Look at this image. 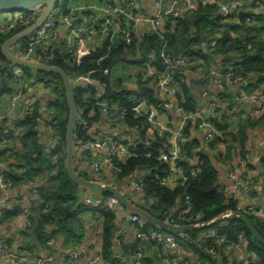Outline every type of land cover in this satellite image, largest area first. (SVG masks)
I'll return each instance as SVG.
<instances>
[{"label": "trees", "instance_id": "trees-1", "mask_svg": "<svg viewBox=\"0 0 264 264\" xmlns=\"http://www.w3.org/2000/svg\"><path fill=\"white\" fill-rule=\"evenodd\" d=\"M110 0H65L61 11L64 15L69 14L73 6H85L82 10L83 15L89 21L91 12L90 6H105ZM134 1V0H133ZM241 1V11L247 16L243 20L229 19L224 21L215 5L198 7L186 13H181L180 17L171 25L170 18L163 19L161 29L152 35L140 37L132 34L129 43L119 40L117 44L111 43L106 39L98 48L92 49L89 53L79 59H72L71 49L65 50L61 45L55 49L47 50L50 56L46 65L62 70L70 79L72 84V93L74 104L79 118L86 120L91 127L101 119L100 108L97 106L95 87L80 89L73 85L76 77L86 76L91 72L107 70L114 62L126 61L132 73L135 69H143V65L153 58L154 68L159 73H169L162 66L161 55L169 60L179 57H186L191 62H202L206 65L219 60L223 73H227V68L232 69V77H240L247 83L249 78L254 79V86L262 87L264 93V16L256 15L253 12L246 11V4L259 6L256 2L247 0ZM164 2V0H163ZM137 12V11H136ZM250 19L248 23L246 20ZM5 21V19H0ZM32 24V22H31ZM94 26L92 21H89ZM95 27V26H94ZM26 27L18 24L16 28L5 35H0V98L4 95H15L21 92L20 84L15 83V79H21L23 83L33 86L41 82V77H49L55 81V85L49 87L54 95L53 100L47 106V113L50 117L46 120V126H50V131L57 140L54 145H44L40 140L38 133V122L36 118H42L41 115L34 113L28 115L23 120L14 123L15 129L10 128L8 120L0 121V164L12 160L10 168L5 169L4 181L10 185V188L18 187L22 184L37 185L36 189L40 195V203L37 206L33 204L31 209L33 218L30 219L31 228L28 229L29 235H33L38 242L45 241L54 235H60L65 238L69 244H78L81 240L78 231V218L82 211H94L99 213L102 218V264H124L117 260L115 249L121 246V239L114 241L113 233L115 231V212L84 208L80 204V188L71 182L65 170V135L69 117V108L63 87L62 80L55 74L34 71L25 67H18L6 60L1 54L2 45L12 36L22 32ZM219 36L217 39L216 37ZM28 38L20 43L27 44ZM212 41H216L214 47H211ZM190 71L196 68H188ZM19 70V74H16ZM198 71V70H197ZM139 77L137 96L144 99L148 107L160 106L157 95L153 89L148 88L146 84L149 80ZM180 81H175V97L184 112V114H194L198 112V103L193 100L190 87L183 80L182 72L176 73ZM104 86V96L102 101L109 105H119L126 110L124 126L137 131L138 141L136 142L137 151L133 156L120 160L116 163L120 172L114 174L116 181L126 180L133 177L138 171L145 172V175L137 180L141 186L143 195L141 201L136 205L139 209L146 212L155 220L171 223L180 226H189L186 222L190 218H196L192 224H207L222 214L236 212V204L232 199L224 196L223 189L218 184L217 172L213 167L210 157L202 152L194 155V152L200 149L197 142L187 140L181 141V160L177 167L183 173L188 174L194 167H189L188 160L196 157V165L199 172L194 178H189L183 184L174 188H169L163 183L168 178L170 171L168 166L161 160L159 155L168 157L170 148V138L167 134L159 136L157 130L152 136L147 135V126L142 119L134 118L133 108L135 103L130 100L132 90L124 88L121 81L114 80L110 83L101 82ZM248 89L250 88L247 85ZM185 103H182V100ZM223 114V113H222ZM228 121L225 126H219L216 121L212 124L221 132L220 137L215 138L210 143H205V149L214 150L218 144L223 143L226 146V158L228 161L236 156L237 150L240 154H246L247 133L239 129L234 133L230 131V117L223 114ZM258 122L264 125V115ZM43 121V120H42ZM38 125V126H37ZM192 125L189 122L188 127ZM88 128L84 129L76 125L74 130V143L88 138ZM184 138V137H183ZM182 138V139H183ZM19 143V147L16 143ZM204 149V150H205ZM242 155V157H244ZM219 155L216 156V160ZM249 167V166H248ZM238 164L233 165L232 170H236ZM83 178H86L83 176ZM81 196V197H80ZM185 197H188V205ZM38 200V199H37ZM189 207L190 210L184 215L186 220H180L179 215ZM254 225L259 234L264 238V225L256 218L246 216ZM48 227H53L52 232H47ZM145 230H156L145 224ZM216 231V238H209L203 243L201 237L197 234L202 231H193L182 235L183 239L195 250L199 261L197 264H242L232 257L231 246H239L240 240H246L245 250L248 256L249 264H264V249L251 239L245 227L236 221H225L210 228ZM225 238V244L219 245L218 238ZM178 243L184 240L175 237ZM148 245H156L150 243ZM191 248V249H192ZM145 250L144 244L135 241L131 251V256H136L137 252ZM123 251V249H122ZM144 262L154 263L147 258L144 251ZM219 255V256H217Z\"/></svg>", "mask_w": 264, "mask_h": 264}, {"label": "built area", "instance_id": "built-area-1", "mask_svg": "<svg viewBox=\"0 0 264 264\" xmlns=\"http://www.w3.org/2000/svg\"><path fill=\"white\" fill-rule=\"evenodd\" d=\"M65 0H58L55 8L48 16V18L42 23V25L36 29L31 35L27 38V44L17 43L18 45V54L20 58L27 59L31 62H36L46 65L49 61L50 56L47 53V50L55 49L56 46L63 47L65 50L71 49L73 53L70 55L72 59H79L85 57L89 51L84 47L85 37H97L99 36L103 39V42L108 39L111 43L117 44L119 40H123L126 43L130 42L131 35L137 34L140 37L145 35H152L154 32L161 29L163 25L164 18H170V24L174 25L175 20L180 17L182 11L176 10L171 11L166 8L163 0L154 1V15L153 18L149 21L150 30L142 31L139 29V15L136 12V4L133 0H110L106 3L105 6H90L88 7L89 12H91L90 20L92 23L98 22V26H91L88 24L86 27L81 26L80 21H77V17L80 15L82 10L85 9V6H77L74 9H71L69 14L64 15L61 11ZM252 2V0H247V3ZM256 4H259V1H253ZM207 5H215L218 8V12L221 15V18L226 21L229 19H239L240 13H242L241 1L240 0H229L226 3L217 2L213 0H197L196 6L191 8L194 10L200 6L205 7ZM41 9H37L31 12H12L9 13L8 19L5 21H0V35L8 34L13 31L18 24H21L23 27H30L38 18ZM89 20V21H90ZM248 23L250 19L246 20ZM32 22V24H31ZM25 28V29H26ZM64 28L70 29V34L72 36V46L69 47L66 43L61 42L60 32ZM217 39L219 36L216 37ZM216 41H212L211 47H214ZM162 66L165 68V71H171L169 73H159L154 68L153 58L148 60L144 65V70L135 69L131 75L132 90L134 93L130 94L129 98L135 103L133 108L134 118L142 119L147 126V135L152 136L154 132L158 129V122L152 112L151 108L148 107L144 99H140L136 92L139 85V77L143 75L142 79L149 80L150 84L155 87V92L157 98L160 102V106L163 108H168L169 106L175 105L179 111L183 113V119L180 125L174 129H166V134L169 136L170 148L168 150V157L166 155L160 154L159 160L163 161L169 168L170 176L178 175V185L183 184L189 178H194L199 172L197 166H194L188 174L182 172L181 169L177 167V163L181 160V141L184 134V129L189 122L195 123L197 128L203 132V140L205 143H210L215 138L220 137L221 132L212 124V121H216V124L219 126H225L228 124L226 119L223 117L222 112L218 108V102L225 91L226 82L231 84H239L240 89L234 96V102L236 104H249L256 103L258 104L257 114L262 117L264 115V93L262 87L255 89H248L247 84L240 77H232V69L227 68V73H223L222 69L218 67H213L212 65H206L202 62H191L186 57H179L173 60H169L163 55ZM185 68H196L197 73L202 81H210L213 86H215L219 91L218 96H212L209 98L208 102V113L206 116L202 115L200 112L194 114H184L182 108L179 105L175 94V81H180L179 76H174L178 72H183ZM108 70V69H107ZM107 70L102 72L106 73ZM92 73V72H91ZM90 73V74H91ZM89 75V74H88ZM88 75L76 77L77 87L80 89H87L89 87H95L97 93L95 99L97 101V106L100 108L101 120L105 122L108 126L112 128L121 127L124 125L126 110L119 105H109L107 102L102 101L104 96V86L99 80H91ZM41 82L39 84L45 86V84L53 87L55 81L49 77H41ZM15 83L20 84L21 92L18 94L10 96V108L13 110L18 103L19 97L27 93L31 86L23 83L22 80L15 79ZM37 84V83H35ZM34 84V85H35ZM185 103L183 99L181 101ZM37 113L42 116V108L34 106L29 109L28 114ZM50 118V117H49ZM36 121L40 125L43 123L42 118H36ZM77 126L84 129H90L89 124L86 120L79 118L77 119ZM50 129V126H46ZM11 129H15L14 123L10 124ZM138 141V136L135 135L132 140L127 138L124 135H115V136H104L96 135L93 138H87L86 140L80 141V148L83 151L82 160L85 163H88L90 166V173L93 176L99 175L101 171L105 168L111 170L114 174L120 172L116 163L120 160L129 158L134 155L137 151L136 142ZM100 151L103 156L98 159L92 157L90 159V152ZM94 155V154H93ZM248 166H249V157L244 155L238 161V168L236 170L230 169L228 171V178L231 179L235 187L244 186L248 180ZM6 170L0 164V194L6 193L10 185L4 181ZM238 175V176H237ZM168 177V178H169ZM168 178L163 180L164 184H167ZM32 185L34 188L29 194H27L26 201L30 204H35L39 198V193L36 189L37 185ZM131 187L133 191L142 196V188L137 183V180L131 182ZM224 191V190H223ZM225 198L229 199L224 191ZM186 203L188 205V197H185ZM81 206L84 208L92 209H103L111 212H116L115 207L118 205V201L114 196L111 195H100V196H82L80 200ZM0 210H1V201H0ZM190 208L187 207L180 215V220H186L184 215L189 212ZM236 210L245 216H252L256 218L261 224L264 225V216L257 214L252 207L240 208L237 207ZM23 214L27 217L26 226L27 229L31 228L29 212L25 210ZM129 223L133 224L135 227L134 238L135 241H139L141 244H150L155 243L161 251L163 256H160L161 262L166 264H178L176 260L169 258V252L176 248V239L174 236L168 235L165 236L163 232L159 230H145V223L137 216L130 215L127 219ZM196 218H190L186 222L190 223L189 225H194ZM171 225L180 226L175 224L173 220H170ZM216 231H209L204 233L201 237L203 243L209 238H216ZM126 231L123 228L115 229L113 236L114 241L117 242L118 239L124 237ZM225 238H218L219 245L225 244ZM246 240L241 239L240 245L244 249L246 247ZM238 246H231L227 250L232 251ZM0 255L6 257L9 264H22L28 260L19 254H10L0 245ZM144 250L140 249L136 256V264H148L142 259L144 258ZM77 260V254L72 253L70 255V262ZM242 264H249L248 258L244 257L239 260ZM34 264H43L41 259H36ZM88 264H102L101 257H96L93 261H89Z\"/></svg>", "mask_w": 264, "mask_h": 264}, {"label": "crops", "instance_id": "crops-1", "mask_svg": "<svg viewBox=\"0 0 264 264\" xmlns=\"http://www.w3.org/2000/svg\"><path fill=\"white\" fill-rule=\"evenodd\" d=\"M154 1L155 0H134L140 19L138 26L143 32L150 30L149 21L154 15ZM213 1L226 3L229 0ZM164 3L166 8L171 11L179 10L182 11V13H186L196 6L197 0H164ZM261 3L262 4L259 6L246 4V11L264 16V0H261ZM73 8H75V5ZM8 16V14H4L0 19H8ZM77 21H80L81 26L84 27L89 24V21L83 15H79ZM60 38L62 43H66L69 47L72 46L73 42L69 28L61 30ZM102 43L103 39L99 36L85 37L84 47L86 50L91 51L92 49L100 47ZM18 45L19 44H15L12 46L10 48V53L20 58L17 50ZM211 65L219 68L221 63L219 60H216V62L211 63ZM131 75L124 85V88L129 90L132 89ZM182 76L185 83L191 89L193 100L198 103V112L206 116L208 113L209 98L218 96L220 91L213 86L210 81L200 80L196 70L190 71L188 68H185L182 72ZM246 84L249 85V89L257 88L254 86V79L252 77L247 80ZM73 85L77 87L76 80L73 81ZM146 85L155 92V87L152 84L148 83ZM239 89V84L226 82L225 91L218 102V108L223 114L230 117V131L236 133V131L243 128L247 133L245 155L249 157V167L246 185L236 188L234 182L228 178V171L232 169L233 165L238 164L239 159L244 154H240L237 150L236 156L228 161L225 155L227 151L226 146L223 143L218 144L214 150L206 151L203 132L197 128L195 123H192V125L188 127L186 136L184 135L182 140L185 142V137H187V140L199 144L200 149L195 151L194 155L203 150L204 154L210 157L213 167L217 172L219 186L225 191L229 199L233 198L236 208L252 207L257 214L264 216V125L258 123L261 120V117L256 112L258 104H236L233 101ZM10 96L12 95H4L0 98V121L6 119L10 123H16L29 115L28 111L30 108L38 106L42 108L43 111V123L39 126L37 125L40 140L44 145H54V141L57 139L45 125L46 120H49L47 106L54 98L50 88L39 83L31 86L27 93L19 97L18 103L22 106L20 114L15 113V108L13 110L10 108ZM150 108L158 122L157 134L159 136H164L166 134V129L177 128L183 119V113L179 111L175 105L169 106L166 109L162 106L158 108L151 106ZM136 133L137 131L127 128L124 125L112 128L100 119L88 130V138L103 134L104 136L124 135L132 140ZM74 144L73 166L74 171L80 177L83 178V176H85L88 178L86 179L88 181L99 182L103 186L110 185L116 188L134 206L141 201L140 195H137L133 191L131 182L141 179L145 175V172L137 171L130 179L121 181H116L114 173L107 168L103 169L99 175L93 176L90 173L89 164L86 162L84 163L82 160L83 151L80 148V143L77 142ZM16 146L20 148L18 142ZM218 155L219 158L216 160V156ZM102 156L103 154L100 151L90 152V159H92V157L101 159ZM12 163V160H9L7 163L4 162L3 167L8 171ZM188 165L190 168L194 167L196 165V157L188 160ZM178 177V175L170 176L166 186L169 188L176 187L178 185ZM33 188L32 185L22 184L18 187L9 188L6 193L0 194V245L4 250L10 254H19L28 260L22 264H34L35 260L38 258L43 261V264H88L89 261H93L96 257H101L102 218L99 216V213H95L92 210L82 211L78 218H75L78 220V231L82 237L78 244H69L63 236L54 234L53 237L47 239L45 243H41L35 240L36 238L33 235H29L26 226L27 217L23 212L27 210L29 212L28 218H33L34 213L31 211L33 204L28 203L25 198ZM80 192L81 196L88 195L82 190ZM40 202L39 196L34 205L37 206ZM129 216L130 214L122 209L116 210L115 212V228L117 229L120 227L126 231L124 237L120 238L121 246H116L115 254L117 260L124 262V264H136L135 257L131 256L129 253L135 243V227L131 223H126ZM53 229V227H48L47 232L50 233ZM209 231L215 230L208 229L202 231L197 234V237ZM180 238L183 239L182 236H180ZM186 238L188 237L186 236ZM186 238L183 239V243H178L176 241V248L169 252V258L176 260L178 264H197L199 257L196 255L195 250L192 247V249L190 248L186 242ZM144 247L147 258L153 261V264H166L161 262L160 256H163V252L158 246L145 244ZM72 253L77 254V260L74 262H70V255ZM231 255L238 261L244 257L250 256L242 246L233 249ZM147 263L152 264L149 262ZM204 263L207 264V261ZM0 264H9L7 258L0 255ZM216 264L220 263L216 262Z\"/></svg>", "mask_w": 264, "mask_h": 264}, {"label": "water", "instance_id": "water-1", "mask_svg": "<svg viewBox=\"0 0 264 264\" xmlns=\"http://www.w3.org/2000/svg\"><path fill=\"white\" fill-rule=\"evenodd\" d=\"M58 0H0V14H9L12 12H31L37 9H41V12L36 19V21L28 28L24 29L22 32L9 38L1 47V54L3 57L18 67L29 68L34 71L44 72L48 74H55L59 76L62 80L63 87L65 90V95L69 108V117L66 128L65 135V170L67 176L71 182L76 184L82 191L87 193L90 196H100V195H111L114 196L118 205L115 207V210H125L130 215H135L139 217L146 225L156 230H159L164 233L165 236L171 235L174 237H180L183 234L190 233L193 231H206L217 224L225 221H236L242 224L250 235L251 239L254 240L258 245L264 249V238L259 234L254 225L250 220L242 213L229 212L222 214L218 218L207 224H195L189 226H174L166 222H161L155 220L150 215H148L143 210L134 206L127 198L119 192L116 188L110 185H101L99 182L88 181L80 177L75 171L73 166L74 158V130L77 125L78 113L74 104L73 93H72V84L68 76L60 69L31 62L24 60L22 58L16 57L10 53V48L15 44L21 42L29 35H31L36 29H38L42 23L48 18L53 9L55 8ZM252 1H261V0H252ZM247 16L246 13H240L239 18ZM95 26H98V22L94 23ZM117 60L108 68L107 72L102 71L92 72L88 75L91 80H99L100 82L110 83L111 81V70ZM16 74H19V70H16ZM21 104L17 103L15 106V113L20 114ZM129 224V221L126 222Z\"/></svg>", "mask_w": 264, "mask_h": 264}, {"label": "rangeland", "instance_id": "rangeland-1", "mask_svg": "<svg viewBox=\"0 0 264 264\" xmlns=\"http://www.w3.org/2000/svg\"><path fill=\"white\" fill-rule=\"evenodd\" d=\"M3 15L4 14H0V17H2ZM131 73L132 71L130 70V67L127 65L126 61L123 60L116 62L111 70V81L113 82L114 80H119L124 87Z\"/></svg>", "mask_w": 264, "mask_h": 264}]
</instances>
